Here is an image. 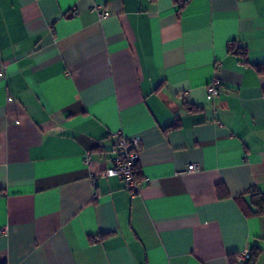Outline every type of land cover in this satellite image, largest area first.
I'll use <instances>...</instances> for the list:
<instances>
[{"label":"crops","instance_id":"0c3cea01","mask_svg":"<svg viewBox=\"0 0 264 264\" xmlns=\"http://www.w3.org/2000/svg\"><path fill=\"white\" fill-rule=\"evenodd\" d=\"M255 65L264 0H0V263L264 264ZM119 131L134 196L101 174Z\"/></svg>","mask_w":264,"mask_h":264},{"label":"built area","instance_id":"2783aa9c","mask_svg":"<svg viewBox=\"0 0 264 264\" xmlns=\"http://www.w3.org/2000/svg\"><path fill=\"white\" fill-rule=\"evenodd\" d=\"M107 13H104L106 15ZM221 87V81L218 78L211 79L207 85V94L214 97L218 94ZM112 155L110 157V166L106 167L101 174L107 177L118 178L123 188L126 189L131 196L138 193L141 180L137 176V161L140 150V139L138 137H126L120 131L113 133ZM84 160L87 165L91 166L94 161L91 159L90 152L86 151ZM198 169V165L190 164L187 171ZM95 174L90 175L91 181L95 182ZM6 231L5 228L0 232ZM251 258V251L241 250L234 255L233 264H247Z\"/></svg>","mask_w":264,"mask_h":264},{"label":"trees","instance_id":"16d2710c","mask_svg":"<svg viewBox=\"0 0 264 264\" xmlns=\"http://www.w3.org/2000/svg\"><path fill=\"white\" fill-rule=\"evenodd\" d=\"M258 72H264V65H255ZM137 176L139 177V172L137 171ZM217 193L219 197H225L227 196V192L223 189L222 185L217 186ZM251 203L254 206V213L255 214H264V193L260 191H253L251 194ZM253 259L252 253L251 258L249 259L248 263L251 262ZM232 262V260H231ZM5 264V263H0Z\"/></svg>","mask_w":264,"mask_h":264}]
</instances>
